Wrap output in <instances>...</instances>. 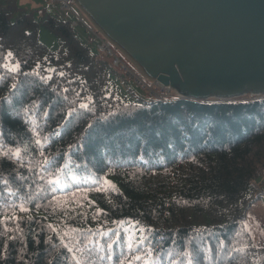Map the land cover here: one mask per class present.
Wrapping results in <instances>:
<instances>
[{"label": "trees", "instance_id": "1", "mask_svg": "<svg viewBox=\"0 0 264 264\" xmlns=\"http://www.w3.org/2000/svg\"><path fill=\"white\" fill-rule=\"evenodd\" d=\"M73 22L0 0V264H264V95L160 100Z\"/></svg>", "mask_w": 264, "mask_h": 264}, {"label": "water", "instance_id": "2", "mask_svg": "<svg viewBox=\"0 0 264 264\" xmlns=\"http://www.w3.org/2000/svg\"><path fill=\"white\" fill-rule=\"evenodd\" d=\"M149 81L184 99L264 95V0H76Z\"/></svg>", "mask_w": 264, "mask_h": 264}, {"label": "rangeland", "instance_id": "3", "mask_svg": "<svg viewBox=\"0 0 264 264\" xmlns=\"http://www.w3.org/2000/svg\"><path fill=\"white\" fill-rule=\"evenodd\" d=\"M18 3L29 10L43 9L45 13L58 16L59 18H63L66 20L75 19V15L73 12H71L69 9H64L61 3L53 2L52 0H18ZM74 9L77 13L83 15V11L79 7L74 6ZM90 21L91 20L89 19V22ZM91 23L93 22L91 21ZM77 33L83 40L89 42V44L91 45L92 49L95 52L101 51L99 48L101 42L98 39L86 34L84 28L78 27ZM39 39L44 45H46L50 50L54 52L60 49V39L43 26L40 27L39 30ZM117 51L118 54L123 59V61L127 65H129L133 71L138 73V70L136 69L132 61L128 57H126V55L120 49H117ZM153 84L158 85L157 82H153ZM165 93L166 92L164 91L163 94ZM246 226H247V230L251 234L253 241L258 246L263 247L264 246V197L260 199V201L249 212L248 219L246 221Z\"/></svg>", "mask_w": 264, "mask_h": 264}, {"label": "built area", "instance_id": "4", "mask_svg": "<svg viewBox=\"0 0 264 264\" xmlns=\"http://www.w3.org/2000/svg\"><path fill=\"white\" fill-rule=\"evenodd\" d=\"M52 1L61 3L64 9H69L71 12H73L75 15L73 25L77 27L81 26L82 28H84L86 34L90 36H94L96 39H98L101 42V44L99 45L100 50L108 54L109 56H112L114 58V65L123 69L130 77L134 78L136 83L140 85L143 89L150 91L158 99L161 100L168 99L171 95H173L174 93L173 91L163 88L159 84L150 85L144 79V77H142L139 74H136L119 56L115 45L96 27V25L91 23V21L89 22L88 17L84 13L82 15L75 11L74 6L78 7L76 0H52ZM164 91L166 92L165 94H163Z\"/></svg>", "mask_w": 264, "mask_h": 264}, {"label": "snow or ice", "instance_id": "5", "mask_svg": "<svg viewBox=\"0 0 264 264\" xmlns=\"http://www.w3.org/2000/svg\"><path fill=\"white\" fill-rule=\"evenodd\" d=\"M10 55V54H9ZM18 67H19V65H15L14 66V69H18ZM37 143H39V141H37ZM105 183H108L106 180H105ZM100 189H97V191H99ZM22 211H26L27 209H24V208H22L21 209ZM151 253H149V255H150ZM135 259L137 260V261H139V260H141L142 258L140 257V256H137V257H135Z\"/></svg>", "mask_w": 264, "mask_h": 264}]
</instances>
